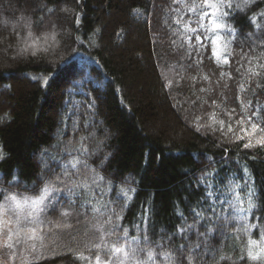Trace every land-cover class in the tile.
Instances as JSON below:
<instances>
[{"label": "trees", "instance_id": "obj_1", "mask_svg": "<svg viewBox=\"0 0 264 264\" xmlns=\"http://www.w3.org/2000/svg\"><path fill=\"white\" fill-rule=\"evenodd\" d=\"M209 3L0 0V205L58 189L28 264H264V0Z\"/></svg>", "mask_w": 264, "mask_h": 264}, {"label": "rangeland", "instance_id": "obj_2", "mask_svg": "<svg viewBox=\"0 0 264 264\" xmlns=\"http://www.w3.org/2000/svg\"><path fill=\"white\" fill-rule=\"evenodd\" d=\"M21 201V208L17 209L5 200L0 205L3 212L4 227L0 229V264H28L31 256L36 254L40 241V233L47 219L46 209L52 203L49 199L41 208L33 209L30 204H23L24 197L35 198L38 195L12 194ZM60 213L65 220H82L83 215L72 207H61ZM65 213H67L65 215ZM88 222V221H85ZM94 227L93 222H88ZM32 229L36 230L35 238H29ZM112 264H130L123 253L112 259Z\"/></svg>", "mask_w": 264, "mask_h": 264}, {"label": "snow or ice", "instance_id": "obj_3", "mask_svg": "<svg viewBox=\"0 0 264 264\" xmlns=\"http://www.w3.org/2000/svg\"><path fill=\"white\" fill-rule=\"evenodd\" d=\"M221 3H222V0H221ZM205 7H212L214 9H217L218 11V5L216 3H209V0H205ZM228 7H231V4H228L227 5ZM191 11H195V8L191 9ZM208 13H204L203 16H207ZM227 15V13H219V15L216 16V19L213 20L212 22V28L214 31H217V30H220L222 28L225 27L224 24L220 23V22H217L218 20L221 19V17ZM203 16L201 18H203ZM191 21L189 22V26H188V30L192 31V32H196L197 29H194V28H191L190 25H191ZM201 28H203V25H200ZM229 31H232L231 29H228ZM200 37L197 36V41L199 42L200 41ZM221 39V37L217 36L216 39L213 40V45L215 46L216 43H217V40ZM191 41V37H189V42ZM227 46V42H225L224 44V47L226 48ZM29 47H32V45H27L25 47V51L28 50ZM35 54V53H33ZM213 55L215 56L216 55V50H215V47L213 49ZM224 62L227 63L228 60H227V57L225 56L224 58ZM251 120V117L249 118ZM221 123V126L223 127V121H220ZM257 129V125L255 123L252 124V131L253 133L256 131ZM199 130V129H198ZM229 131H232L231 127L229 126ZM243 131H245V134H247V130L244 129ZM243 137H238V139H242ZM257 143L261 144V145H264V138H262L261 140H258ZM246 148L247 147H251L252 144H251V141H249V143H246L244 145ZM75 165H73L74 167ZM58 189H55L54 187L51 186V183L49 182V184H46L45 187L41 190L40 194L35 197V198H31V197H24L23 198V204L25 205H28L30 204L32 206L33 209H36V208H41L42 205H45V201H47L51 195V193L53 191H56ZM5 202L6 204L8 203H11L12 205H14L17 209L21 208V201L18 200V198L15 196V195H10V196H7L5 198ZM41 210H43L41 208ZM249 210H251V205L249 207ZM67 213H65L66 215ZM2 216H3V212H0V229H2L4 227V224L5 222L3 221L2 219ZM65 227H69V225H65ZM31 231V235L29 238H35V235H36V230L35 229H32L30 230ZM125 235H127V233H125ZM252 243H255V241H252ZM114 253H121L123 252L125 254V256H127V252L125 251L124 248H119V247H114L113 249ZM248 256H249V259H252V260H256L258 259L259 257L257 255H253L252 252H249L248 253ZM149 258L151 259L152 258V253L150 252L149 253ZM97 264H99V258H97Z\"/></svg>", "mask_w": 264, "mask_h": 264}]
</instances>
